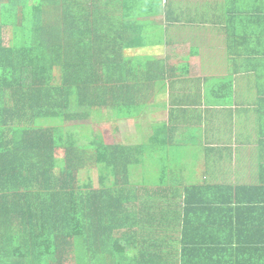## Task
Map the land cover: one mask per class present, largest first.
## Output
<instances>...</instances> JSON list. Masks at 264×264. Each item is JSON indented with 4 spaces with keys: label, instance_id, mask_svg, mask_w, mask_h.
<instances>
[{
    "label": "trees",
    "instance_id": "16d2710c",
    "mask_svg": "<svg viewBox=\"0 0 264 264\" xmlns=\"http://www.w3.org/2000/svg\"><path fill=\"white\" fill-rule=\"evenodd\" d=\"M180 1L0 0V264H264L262 248L215 259L202 247L201 197L227 188L174 180L166 125L114 144L64 128L155 111L168 82L151 52ZM243 1L239 50L264 73V0Z\"/></svg>",
    "mask_w": 264,
    "mask_h": 264
},
{
    "label": "crops",
    "instance_id": "0c3cea01",
    "mask_svg": "<svg viewBox=\"0 0 264 264\" xmlns=\"http://www.w3.org/2000/svg\"><path fill=\"white\" fill-rule=\"evenodd\" d=\"M176 4L179 18L167 22L166 42L151 52L163 61L167 94L144 113V129L148 135L153 123L169 128L163 156L174 180L227 188L201 197L207 219L196 236H204L211 257L264 249V73L258 58L239 50L245 3ZM255 5L264 9V1Z\"/></svg>",
    "mask_w": 264,
    "mask_h": 264
},
{
    "label": "rangeland",
    "instance_id": "374dc122",
    "mask_svg": "<svg viewBox=\"0 0 264 264\" xmlns=\"http://www.w3.org/2000/svg\"><path fill=\"white\" fill-rule=\"evenodd\" d=\"M4 41L6 45L12 43V28H4L3 31ZM105 113L93 114L88 119H81L74 122L64 124L67 132L74 133L76 138L81 143H86L84 137H90L91 140L99 139L105 144H114L115 139L118 138L121 143L139 142L144 134L147 135V126L144 129V118L140 121H124V122H111ZM137 124H141L137 126ZM63 156V151L59 152ZM94 180H97V173L91 172L90 174ZM89 175L87 172L83 173L82 180H87Z\"/></svg>",
    "mask_w": 264,
    "mask_h": 264
}]
</instances>
